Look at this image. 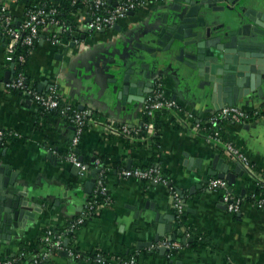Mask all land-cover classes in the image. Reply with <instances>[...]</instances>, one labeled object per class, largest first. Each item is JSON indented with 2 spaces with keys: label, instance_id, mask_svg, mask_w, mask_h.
<instances>
[{
  "label": "crops",
  "instance_id": "crops-1",
  "mask_svg": "<svg viewBox=\"0 0 264 264\" xmlns=\"http://www.w3.org/2000/svg\"><path fill=\"white\" fill-rule=\"evenodd\" d=\"M29 1L33 0H0V12L6 7V14L21 25ZM178 4L182 2L150 0L113 27L95 32L86 27L91 9L84 4L66 27L59 24L42 29L28 60L30 83L46 94L56 89L68 106L78 110L84 106L89 115L98 116L90 121L77 148L90 169L84 177L66 157L73 124L57 112L41 114L36 102L7 90L2 80L0 128L11 135L0 143V163L10 164L18 173V188L27 204V215L20 222L17 236L11 240L0 238L1 258H14L21 252L23 242L37 240L49 228L67 230L94 194L96 186L91 193L85 191L92 170L104 164L101 171L106 175L110 202L101 204L98 213L73 237L63 236L62 248L47 257L49 264H103L99 256L94 258V252L136 256L140 264H264V207L252 200L257 181L264 183V94L238 104L253 114L251 119L223 123L228 139L250 161V165L243 163L246 171L238 175L232 191L228 188L241 200L240 211L231 213L223 191L209 188V180L214 177L208 175V168L216 155L230 165V170L239 160L223 145L205 137V128L196 126L219 110L209 98L208 88L200 87V80L194 79L190 68L176 60L177 53L145 49L157 46L153 33L158 32L164 18L174 19ZM247 7L264 11V0L250 1ZM204 15L207 25L215 31L226 30L235 21V14L228 8L208 9ZM69 29L71 39L66 40L63 33ZM6 56L0 35V69L4 75L10 70ZM148 69L150 78H146ZM129 70H134L132 81L152 82L153 90L156 82L162 81L165 96L179 106L180 110H166L160 116V153L154 163L169 176L175 190H183L187 203L183 206L184 223L179 221L176 196L170 186L122 174L125 169L149 166L152 141L135 148L109 138L118 134L119 125H142L146 100L125 104L118 97L119 82ZM199 158L203 159L202 167L196 166ZM190 159L192 163H188ZM158 212L163 215L162 223L172 224L177 238H192L187 242L174 241L181 249L172 257L167 256V250L162 254L160 247H138L139 242L154 238L160 223L155 221ZM194 236L203 239L204 246L198 250L189 247ZM66 238H70L68 246H64ZM165 239H169L168 234L160 241ZM64 251L69 256H64ZM26 257L33 258L31 254Z\"/></svg>",
  "mask_w": 264,
  "mask_h": 264
},
{
  "label": "water",
  "instance_id": "water-1",
  "mask_svg": "<svg viewBox=\"0 0 264 264\" xmlns=\"http://www.w3.org/2000/svg\"><path fill=\"white\" fill-rule=\"evenodd\" d=\"M175 8L177 11L173 20L163 19L156 37V45L146 47L149 52L164 51L175 54L178 61L184 62L194 73V79L200 80L199 85L208 88L209 98L213 100L217 110L225 105H238L243 101L253 100L264 94V11L247 7L253 0H179ZM113 2V0H109ZM118 3L114 1V6ZM228 8L235 14V21L231 27L223 31H215L207 25L204 15L205 10L219 11ZM130 12L129 14H132ZM9 15V14H8ZM0 21V28L2 27ZM17 27L20 22H14ZM0 35H3L2 28ZM15 63L10 70L5 72L3 81L9 82L15 72ZM134 72V70H133ZM132 70H129L118 86V97L123 103L133 101L144 102L152 92L154 84L139 79L131 80ZM148 69L146 78H150ZM84 110V106H80ZM77 152H79L77 150ZM83 161L82 155H79ZM188 163H192L190 159ZM196 166L202 167L203 159L196 160ZM104 165V164H103ZM92 170L91 179L85 183V191L91 193L96 182L97 174L102 167ZM76 171L79 168L74 167ZM246 171L242 162L238 161L233 170L223 158L216 155L208 168L211 177L225 178L228 181L229 190L232 191L238 175ZM18 173L10 164L0 163V238L12 239L18 235L20 222L26 214V202L23 193L19 191L17 183ZM170 183L168 186H171ZM182 206H187L182 189H176ZM176 202H178L176 200ZM175 202V203H176ZM174 218L175 216L172 215ZM168 218V217H167ZM163 215L158 212L155 221L157 225L154 238L149 241H141L138 247L153 246L162 238L169 235L171 241L187 242L192 238H177L172 230V224H164ZM70 238H66L64 246H68ZM162 254L166 248L160 247ZM62 253V252H61ZM69 256L68 251L62 253Z\"/></svg>",
  "mask_w": 264,
  "mask_h": 264
},
{
  "label": "built area",
  "instance_id": "built-area-1",
  "mask_svg": "<svg viewBox=\"0 0 264 264\" xmlns=\"http://www.w3.org/2000/svg\"><path fill=\"white\" fill-rule=\"evenodd\" d=\"M51 4H55V0H50ZM116 6H113L111 10L108 9L109 5H112L109 0H72L74 4L83 3L89 5L91 9V19L87 23L86 27L88 31L95 32L104 28L113 27L119 19L125 17L130 11H134L137 8H141L146 5L150 0H117ZM45 4V3H44ZM7 13L6 7H2L0 12V21L2 24L3 34L10 37V42L7 47V60L14 62V53L16 46L18 44L26 45L28 47H33L40 39V34L43 28L63 24L66 27V23L59 17L60 10L57 6L52 5L46 8L45 5L34 4V6L28 9L23 23L17 27L14 25L12 17ZM68 29V28H67ZM56 42L60 43L59 39H55ZM32 52V51H31ZM19 59L25 61V55L19 54ZM15 69V67H14ZM7 90L19 89L23 90L29 99L36 102L39 106L45 108V110H52L57 108L60 104L59 94L56 89H53L49 93H42L39 90L30 87L26 81V76L23 71L19 72L16 77L11 78L9 82L4 83ZM145 112L148 110L149 113L154 109L160 108H175L179 109V106L166 97L164 94V88L162 81H157L154 90L148 95L145 102ZM63 113L69 115L70 123L73 124L74 130L72 138L69 142L66 157L71 162L72 165L79 168V175L84 177L89 173V166L87 163L82 161L77 152L78 145L83 138L85 132V126L87 123L88 112L86 110L73 109L70 106H65L62 110ZM253 117L248 110L238 106V105H227L219 109L214 115L207 119V123L217 124L221 120H233L235 122H244ZM197 127H201V124H196ZM139 128L137 126H130L128 124H122L120 127L116 128L117 133H124L127 135H132L133 133L138 134ZM152 132V129H150ZM11 133L0 128V143H3L10 137ZM209 140L213 141L216 145H223L225 150L236 160L250 165V161L247 156L240 151L238 147L234 145L233 142L223 141L219 130H215L214 134L208 137ZM122 174L125 177H133L138 180H148L155 184L169 185L171 183L168 176L164 174L159 166H149V167H134L130 169L122 170ZM94 194L91 198L86 200L84 203L81 213L74 218L68 225L67 231L74 234L81 226H83L88 219L94 216L99 206L103 203H108L111 200L110 191L106 182V175L104 171H100L97 175L95 182ZM228 181L225 178L215 177L209 180V188L212 190H222L223 200L226 204L227 210L231 213H238L240 211L241 200L233 195L228 190ZM173 194L176 196L178 202L175 203L178 214H182L183 206L181 200L176 193L172 185L170 186ZM104 197V201L100 202L99 198ZM257 205L260 208L264 207V199L257 201ZM178 215V216H179ZM63 236L61 235L57 240L53 236V231L51 228L47 229L44 233L45 241L51 246L50 249L43 251L42 253L34 256L31 264H42V260L47 258L51 252L52 247L62 248ZM154 248L164 247L166 250L172 251L175 249H181V245L169 239H165L153 245ZM72 253V251H71ZM99 262L103 264H140L136 256H131L129 258L117 257L110 261L102 257H98ZM0 264H16L15 259H3L0 257Z\"/></svg>",
  "mask_w": 264,
  "mask_h": 264
},
{
  "label": "trees",
  "instance_id": "trees-1",
  "mask_svg": "<svg viewBox=\"0 0 264 264\" xmlns=\"http://www.w3.org/2000/svg\"><path fill=\"white\" fill-rule=\"evenodd\" d=\"M57 1H58L57 4H51L50 0L29 1L27 3V11H28V9L32 8L34 6V4L45 5L46 8H49L50 6L55 5L60 10L59 17L61 18V20L65 21V23H67L69 25L71 20L74 18L75 13L79 10L80 7H82L84 5L83 3L74 4L72 2V0H57ZM71 33H72V31L70 29L66 30L63 33V37H65L66 40H69V39H71ZM2 38H3V42L5 44V48L7 49L9 42H10V37L7 36L6 34H3ZM36 45H37V43L31 48V47H28L26 45H22L20 43L16 46V50L14 53V63H15L14 77H16L19 72L23 71L25 76H26V81H27L28 85L30 87L35 88V89H37L36 86H34L30 83V79L28 77V72H27V65H28V60L30 58L31 51H33V49L35 48ZM19 54L25 55V61H21L19 59ZM12 63H13V61L7 60L8 68L11 67ZM3 77H4V71L2 69H0V84L2 83ZM11 91L16 92V93H22L29 98V96L23 90L12 89ZM59 101H60L59 106L57 108L52 109V110H45L44 107L39 106L41 114L42 113L46 114L49 112H57L60 115H62L64 118H67L68 121L70 122L69 115L62 112V110L65 108V106H68V105L63 102V99L61 96H59ZM71 108H72V106H71ZM166 110H175V108L164 107V108H160V109H154V110H152L151 113H149V111L147 110L143 115L142 125L137 126L140 129L138 134L133 133L132 135H127V134L120 132V133L116 134V136L110 135L109 138H111L114 141L124 143L126 146L135 147V148L141 147V146L145 145L147 141L151 140L152 141V144H151L152 154L150 155L151 158H150L149 166H154L155 165L154 162H155V160H157L159 158V153H160L157 150L159 143H160V127H161L160 116ZM97 118H98V116L96 114L88 115L85 129L89 126V123L92 119H97ZM225 121H228V120H221L216 125L209 123V122L208 123L207 122L201 123V127L205 128L204 130H202L205 137L208 138L209 136L214 134L215 130H219L222 140L228 141L229 139H228L227 135L224 133V128H223V123ZM120 126L121 125H119L118 127H120ZM150 129H152V132H150ZM149 166H147V167H149ZM143 168H145V167H143ZM251 179H252L251 177H248V180H251ZM254 180H255V178H254ZM143 181L150 182L148 180H143ZM256 181L257 180H255L254 182H256ZM257 183L259 185L257 186L255 194L253 195V197L251 196L252 200H254L255 202L259 201L261 199H264V183L263 182L260 183L259 181H257ZM172 187H173V191H174L175 188H174L173 184H172ZM99 201L100 202L104 201V197H100ZM178 218H179L180 223H184V213L183 212H182V214H180L178 216ZM52 231H53V236L55 237V240H57L61 235H67V236L73 237V234L68 232L66 229L65 230H63V229L62 230L52 229ZM189 232H190V230H189ZM203 246H204L203 239L200 238L199 236H194L192 243L189 244V247L192 250H198ZM50 248H51V246L45 241L44 234H42L35 241L23 242L21 250H20L21 252L19 254H17L14 258H11V259H15L16 264H19V263L31 264L34 256H36V255H38V254L42 253L43 251L48 250ZM56 249L57 248L52 247V252H56ZM177 252H178V249L169 251L167 253V256L172 257ZM20 254H22L23 256L21 258L17 257ZM26 254H31V256L33 258L28 259V257H26ZM92 255L94 256V258H96L97 256H100V257L106 259V261H110L111 259L117 258L119 256V255L118 256H106V255H102V254L99 255V253H97V252L92 253ZM119 257L128 258L129 256H126V255L121 256L120 255ZM42 264H49L47 258H44L42 260Z\"/></svg>",
  "mask_w": 264,
  "mask_h": 264
}]
</instances>
